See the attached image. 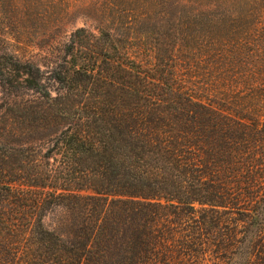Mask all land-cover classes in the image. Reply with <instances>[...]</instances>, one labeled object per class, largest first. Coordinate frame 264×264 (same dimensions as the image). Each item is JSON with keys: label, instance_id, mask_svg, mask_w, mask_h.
<instances>
[{"label": "trees", "instance_id": "trees-1", "mask_svg": "<svg viewBox=\"0 0 264 264\" xmlns=\"http://www.w3.org/2000/svg\"><path fill=\"white\" fill-rule=\"evenodd\" d=\"M0 87V264H264V0H0Z\"/></svg>", "mask_w": 264, "mask_h": 264}, {"label": "rangeland", "instance_id": "rangeland-1", "mask_svg": "<svg viewBox=\"0 0 264 264\" xmlns=\"http://www.w3.org/2000/svg\"><path fill=\"white\" fill-rule=\"evenodd\" d=\"M75 3L79 2V0H73ZM86 1V5L93 3L96 0H83ZM91 7V6H89ZM93 8V7H92ZM76 14L74 21L68 22L65 26L66 32L65 35L68 38L70 32L78 27L81 26H89L91 25V20L85 19L84 14L87 11L81 10ZM87 14V13H86ZM206 25H211V23L207 22ZM212 27V26H211ZM211 27H207L204 25L199 27V32H204V36L201 38H198L197 40L192 39L190 41H187L184 45V49L182 52V58L185 63V67H190V72L192 73V77L196 81H201L202 83L212 82L209 85L213 84L217 81V42H215V39L213 36L215 33L211 30ZM147 28L143 26L141 31L146 30ZM196 30L195 28L190 29ZM198 32V33H199ZM214 41V44H213ZM135 45L139 44L138 50L141 49L139 47L142 46V44L145 42L143 39H138L137 41H133ZM147 45H145L144 49H141L144 51L147 50ZM32 52V53H31ZM42 53V56H36V60L42 63V65L51 64L57 55L59 54L58 49L55 46H47V49L40 50L39 48H33V47H27V55L36 54V53ZM47 55V56H46ZM43 68H46L47 66H42ZM51 67V66H50ZM49 74V72L47 73ZM216 79V80H215ZM208 85V83H207ZM56 86V85H55ZM4 99L3 91L0 87V103ZM57 216V215H56ZM55 216V217H56ZM218 253V249H217ZM218 258H217V264H218Z\"/></svg>", "mask_w": 264, "mask_h": 264}]
</instances>
